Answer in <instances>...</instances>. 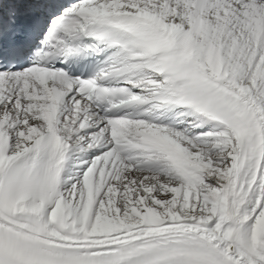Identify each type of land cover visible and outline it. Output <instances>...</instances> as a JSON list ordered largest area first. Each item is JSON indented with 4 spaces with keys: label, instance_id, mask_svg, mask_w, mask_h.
Returning <instances> with one entry per match:
<instances>
[{
    "label": "snow or ice",
    "instance_id": "obj_1",
    "mask_svg": "<svg viewBox=\"0 0 264 264\" xmlns=\"http://www.w3.org/2000/svg\"><path fill=\"white\" fill-rule=\"evenodd\" d=\"M0 264H264V0H0Z\"/></svg>",
    "mask_w": 264,
    "mask_h": 264
}]
</instances>
